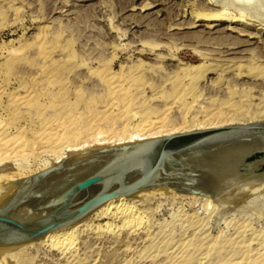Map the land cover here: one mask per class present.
<instances>
[{"label": "rangeland", "instance_id": "374dc122", "mask_svg": "<svg viewBox=\"0 0 264 264\" xmlns=\"http://www.w3.org/2000/svg\"><path fill=\"white\" fill-rule=\"evenodd\" d=\"M223 6L225 19H196ZM258 120L264 0H0V182L9 171L23 178L58 154L99 147L97 135ZM84 140L85 150L66 149ZM143 207L152 243L141 241L142 228L117 235L119 222L102 218L80 234L75 257L29 244L0 264H240L264 250L217 242L236 237L243 218L264 225V184L208 208L172 195ZM192 213L204 228L190 225Z\"/></svg>", "mask_w": 264, "mask_h": 264}, {"label": "water", "instance_id": "95a60500", "mask_svg": "<svg viewBox=\"0 0 264 264\" xmlns=\"http://www.w3.org/2000/svg\"><path fill=\"white\" fill-rule=\"evenodd\" d=\"M262 180L264 120L104 146L21 178L0 205V243L37 240L156 184L211 195L212 187Z\"/></svg>", "mask_w": 264, "mask_h": 264}, {"label": "bare ground", "instance_id": "6f19581e", "mask_svg": "<svg viewBox=\"0 0 264 264\" xmlns=\"http://www.w3.org/2000/svg\"><path fill=\"white\" fill-rule=\"evenodd\" d=\"M235 1V0H234ZM242 1V0H237ZM191 8H195V4H190ZM226 6H223L221 10L218 12H202L198 11L196 14L198 15V18L196 19H205V20H221L225 19V10ZM214 24L206 25L208 27H211ZM189 65L188 68L197 67L199 64H187ZM145 119H143L144 121ZM237 123H244L242 121H231L227 123H221L219 125H229V124H237ZM214 126V125H210ZM209 127L208 125H204L202 123H198L195 126H187V127H181L176 128L173 127L169 130H166L165 132H153V131H142V129H138L135 131L128 132L127 134H123L121 132L117 133L116 136H100L97 135L95 138L94 146H99L96 148L89 149L94 150L97 148H101L104 146L119 144V143H125L150 137H156L160 135H166L171 134L175 132H181L186 130H192V129H200V128H206ZM99 134L101 132H98ZM86 140L83 141V143ZM85 143L80 145L75 144H66V149L69 150L72 154L73 153H79L80 151L85 150ZM66 155L58 154L56 156V159L50 162H45L41 169L56 163L62 159H64ZM15 175V173H11L9 171L8 178L4 177V180L0 182V205H2L10 196H12L19 180L22 178L20 177H11V175ZM264 184V180L262 181H254V182H247V183H240V184H232V185H225V186H218V187H212L213 193L211 195L208 194H202V193H195V192H182L178 189L174 188L173 186L169 185H163V184H156L153 186H150L148 188H145L141 191H138L134 194H131L125 198H122L118 201H115L113 203L95 208L85 216L81 217L80 219L76 220L73 223L58 227L56 229H53L49 231L47 234L42 236L41 238L33 241H29L26 243L21 244H2L0 243V263H5L7 260L10 259H20L24 256L26 247L29 244H34L35 246H46L49 248H53L58 250L59 253L66 255L68 258L73 256H76V247L78 243V239L80 237V234L84 231H87L89 229H93L95 227H99L101 224L99 222L102 218H107L106 223H112L113 221H118L119 223H116L115 226L112 229V233L119 234V229L121 227H127L129 231L132 232V234H136L139 228H142L143 236L141 241L148 240L149 242H153L155 238V232L151 228V223H147L148 217H147V209L143 207V201L148 197H160L163 195H172L174 198H183V199H189L191 202H198L201 205H203L205 208H208L209 205H214L216 202L222 200V199H228L233 192L241 189H245L249 184ZM141 200V201H140ZM191 219V226L193 228H204V219H202L200 216L196 214L190 215ZM112 220V221H110ZM264 225H261L259 227H254L251 225L250 221L247 218H243L240 221L237 222V236L236 237H228L223 238L221 240H218L217 242L224 244V243H230V242H238V243H251L254 241L257 245L264 246V231H263ZM246 229H250L251 233L248 235V237H243V233ZM206 236H208L206 234ZM204 236V237H206ZM212 239L216 242L217 236H212ZM253 243V242H252ZM127 247H130L127 244ZM165 248V247H164ZM169 248V247H167ZM167 248L164 250V252H167ZM154 257L156 254L151 255L147 254L145 257ZM191 259V258H190ZM185 260L182 264H190L189 260ZM231 259H229L230 261ZM189 262V263H188ZM193 263V261H192ZM194 263L195 260H194ZM230 262H223L219 264H229ZM240 264H264V250L261 252H257L256 256H252L250 259H245L244 262H240Z\"/></svg>", "mask_w": 264, "mask_h": 264}, {"label": "trees", "instance_id": "16d2710c", "mask_svg": "<svg viewBox=\"0 0 264 264\" xmlns=\"http://www.w3.org/2000/svg\"><path fill=\"white\" fill-rule=\"evenodd\" d=\"M187 138H191V137H182V138H179V139H187ZM169 145H170V146H172V145L174 146V143H173V141H172V142H170V143H169Z\"/></svg>", "mask_w": 264, "mask_h": 264}]
</instances>
